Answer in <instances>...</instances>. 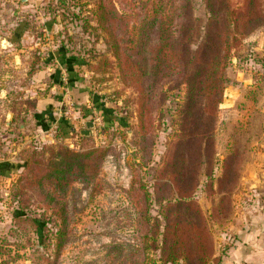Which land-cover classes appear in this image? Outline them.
<instances>
[{"label": "rangeland", "instance_id": "obj_1", "mask_svg": "<svg viewBox=\"0 0 264 264\" xmlns=\"http://www.w3.org/2000/svg\"><path fill=\"white\" fill-rule=\"evenodd\" d=\"M14 2L0 0V264H224L236 226L264 213V20L231 45L217 74L222 102L204 115L199 84L189 90V77L174 70L180 64L151 71L191 11L200 32L182 60L186 74L194 68L185 49L198 50L205 35L204 0H51L47 19L17 13ZM98 4L105 26L94 16ZM251 6L264 13V0ZM162 12L183 17L165 21V38ZM64 54L81 93L71 114L59 103L69 87ZM42 120L60 124L47 129ZM61 147L106 152L97 169L71 172L56 191L39 180ZM168 219L182 222L178 233L168 234ZM188 222L199 245L166 261L174 249L167 237L186 239Z\"/></svg>", "mask_w": 264, "mask_h": 264}, {"label": "trees", "instance_id": "obj_2", "mask_svg": "<svg viewBox=\"0 0 264 264\" xmlns=\"http://www.w3.org/2000/svg\"><path fill=\"white\" fill-rule=\"evenodd\" d=\"M254 1L255 0H245V2H247L246 7L238 9L231 5V0H204L208 12L205 35L198 50L192 51L188 49V47L187 51L185 49V53L191 57L192 67L194 66V68L190 69L189 74H186V63L182 60V55L184 53L183 48L193 44L200 32V25L198 24L200 19L194 15V11H191L188 23L186 25H178V32L180 35L175 38L177 41L170 44V49L167 48L165 44L161 46L152 64V74L156 77L159 68L164 62L174 61L175 64H180L181 66L174 70H177V74H179L181 78L185 75L189 77L188 80L187 78L184 79L189 85V90H191L196 83L199 84L200 92L203 95V97H201L203 101V114H210L208 109H211L215 102H217V104L222 102L221 99L225 90V78H217V74L221 73L226 68L231 45L241 36L246 37L253 27H256L258 23L264 20V13L251 6ZM219 3L220 5L225 3V6L223 4L221 10L217 8ZM192 10H194V8ZM102 12L103 5L99 6L98 4L94 11V16L98 22L100 21V24L105 26V22L108 21V16L107 14H102ZM162 15L163 19L161 20L162 24L159 30L161 32V38H165L167 35V29L164 26L165 21L182 20L183 17L181 14L176 15L175 13L165 12H162ZM152 19L155 18L153 17ZM202 63H205L204 65L206 66L200 69L201 72H199V65ZM194 72L195 75L199 73L202 79L201 81L195 82L193 77ZM214 91L215 93H219V98H216L214 102L208 101V96L212 95ZM105 152L106 150L102 152V149H92L87 152H72L63 147L59 148L57 151L53 150L54 158L48 162L46 168L42 169L45 170V174H43L39 182L41 183L46 179L49 182L52 181L53 188L56 191L64 190L67 175L71 172H77L80 177L83 178L90 168L97 169L99 167L101 161L104 159ZM168 220V234L176 227V232L178 233L182 222L173 219ZM192 227L193 226L189 222L186 223L184 229L185 234L187 233L186 239L182 238L178 240V242L172 243L167 237L166 243L174 249L167 252L165 256L166 261L172 262L175 260L179 247H182L184 250L188 245L194 248L199 245V243L195 241L199 236L198 232L194 234L192 232ZM41 228L42 226L40 222H38V234ZM64 236V229H59L56 236L58 247L62 245ZM203 264H205V260Z\"/></svg>", "mask_w": 264, "mask_h": 264}, {"label": "crops", "instance_id": "obj_3", "mask_svg": "<svg viewBox=\"0 0 264 264\" xmlns=\"http://www.w3.org/2000/svg\"><path fill=\"white\" fill-rule=\"evenodd\" d=\"M50 1L51 0H16V2H14L13 10L21 14L28 13V16L33 13L34 15L35 13H39L40 17L47 19L48 7H46V4ZM61 59L63 62H67H65L66 64L64 65L66 67L62 69V71L63 79H67L64 81L68 84L69 87L66 88L62 86V99L59 103L69 104V102H72V99L77 97L80 98L81 93L79 92L80 90L72 85L71 75H73L74 77L75 72L73 71V63L70 56L66 57L64 54ZM48 101L50 107H52V105H56L52 98H49ZM82 101L84 102V100ZM59 107H62V105H60ZM49 116H52V112L49 113ZM58 121L59 120H42L41 123L47 128L49 125H52L51 122H57L59 126L60 122ZM252 218L255 220L251 221L250 219L246 222V225L248 226L247 229H243L242 226L239 225L236 226L235 230L232 232V235L233 233H235L234 238H236L238 241L235 243L233 249L231 251H228V254L225 255L224 264H264V226L261 225L264 221V213L256 215ZM228 234H230V232Z\"/></svg>", "mask_w": 264, "mask_h": 264}, {"label": "water", "instance_id": "obj_4", "mask_svg": "<svg viewBox=\"0 0 264 264\" xmlns=\"http://www.w3.org/2000/svg\"><path fill=\"white\" fill-rule=\"evenodd\" d=\"M94 122L92 120H88L87 122V128L82 130V134L88 135L91 131V128L93 127Z\"/></svg>", "mask_w": 264, "mask_h": 264}, {"label": "built area", "instance_id": "obj_5", "mask_svg": "<svg viewBox=\"0 0 264 264\" xmlns=\"http://www.w3.org/2000/svg\"><path fill=\"white\" fill-rule=\"evenodd\" d=\"M73 102H69L68 108L66 110V114H71L73 112Z\"/></svg>", "mask_w": 264, "mask_h": 264}]
</instances>
